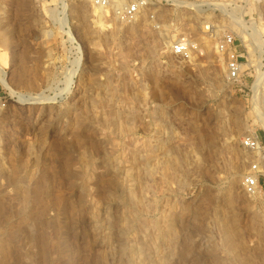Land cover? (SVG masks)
<instances>
[{
	"label": "rangeland",
	"instance_id": "rangeland-1",
	"mask_svg": "<svg viewBox=\"0 0 264 264\" xmlns=\"http://www.w3.org/2000/svg\"><path fill=\"white\" fill-rule=\"evenodd\" d=\"M90 6L0 0V264H264V183L261 198L241 188L263 165L264 85L255 103L249 81H226L203 13L191 29L181 4L151 0L136 23L106 14L97 32ZM182 35L199 51L173 55Z\"/></svg>",
	"mask_w": 264,
	"mask_h": 264
},
{
	"label": "built area",
	"instance_id": "built-area-1",
	"mask_svg": "<svg viewBox=\"0 0 264 264\" xmlns=\"http://www.w3.org/2000/svg\"><path fill=\"white\" fill-rule=\"evenodd\" d=\"M88 1L118 21L130 23L145 12L151 0ZM180 4L189 12L197 10L199 16L203 13L199 26L201 35L213 41V49L222 58L224 76L229 84L241 90H249L246 81L252 86L256 74L260 72L264 85V0H181L177 5ZM253 33L256 34L257 42H253ZM170 50L180 58L199 51L196 42L186 35L175 39ZM4 107L5 101L0 97V108ZM241 143L250 151L262 148L257 135L246 136ZM261 182L264 183V166L256 159L249 163L242 174L241 188L246 195H251L261 188Z\"/></svg>",
	"mask_w": 264,
	"mask_h": 264
},
{
	"label": "bare ground",
	"instance_id": "bare-ground-1",
	"mask_svg": "<svg viewBox=\"0 0 264 264\" xmlns=\"http://www.w3.org/2000/svg\"><path fill=\"white\" fill-rule=\"evenodd\" d=\"M176 1V3L177 4H179V3H181V0H175ZM183 3V2H182ZM66 3H64V2H62V4H61V9L58 11L59 13H57L58 15H57V17L55 18V20H56V23H57V25H58V28L60 29V31L62 32V33H64L69 39H71L72 38V35H71V31H70V27H69V24H68V17H67V12H66V5H65ZM189 4H191V3H189ZM91 5V4H90ZM76 7V6H75ZM91 7V9H90V14H91V16H93V21L95 22V25H94V28H95V31H97V32H100V31H103V30H107V29H109L110 27H112V24H110V23H106L105 22V16H106V11H104V10H101V9H98V8H96V7H94V6H90ZM78 8V7H77ZM81 9V8H80ZM80 9H79V11H80ZM74 11V10H73ZM73 11H71V12H73ZM78 11V10H77ZM77 11H75V16H76V18H77V20H79V24L80 25H83V20H85V14L83 15V14H79ZM82 11V10H81ZM83 12V11H82ZM190 14L189 15H191L192 16V19H191V16H190V19H191V21L192 20H195V22L197 21V18L199 17V12L196 10V11H194V12H189ZM177 21L178 20H180V17H181V13L180 12H178L177 14ZM208 16V15H207ZM208 18H209V16H208ZM87 19V18H86ZM182 19V18H181ZM190 19H189V21H190ZM135 21H137V18L134 20V21H131L130 22V24H134V23H136ZM190 21V22H191ZM195 22H191V24L189 23V24H187V26H191V29H195L196 28V24H195ZM129 23V22H128ZM193 23V24H192ZM83 27V26H82ZM88 27V26H87ZM197 28H198V26H197ZM83 29H85L86 30V28L85 27H83ZM88 29V28H87ZM84 30V31H85ZM92 31V30H91ZM86 32V31H85ZM94 33V32H93ZM92 32H91V34H93ZM88 34H89V31H88ZM91 34H90V36H91ZM97 34V33H96ZM95 34V35H96ZM87 35V34H86ZM94 35V36H95ZM204 39H206L204 36H202ZM252 38H253V42H257V37H256V34L255 33H253L252 34ZM207 41H206V45L208 46V47H212L213 48V41L212 40H208V39H206ZM212 46H211V45ZM190 53H192V52H190ZM219 56V55H218ZM220 57V56H219ZM220 59V62H221V64L223 65V62H222V58L220 57L219 58ZM75 63L74 64H76V67H77V64L79 63V58L77 59V60H75L74 61ZM75 67V68H76ZM222 68H224V65H223V67ZM74 72V71H73ZM2 73V72H1ZM71 73V72H70ZM72 74V73H71ZM71 74H69V77H68V81H70V75ZM262 80H263V77H262V74L259 72V73H257L256 74V77H255V80L253 81V83H252V86H251V90H252V92H253V94H252V97H253V99H254V102L255 103H257L258 102V100L261 98V96H260V87L262 86ZM0 81H1V83L2 84H5V80H4V78H3V76L2 75H0ZM69 83V82H68ZM17 98H18V100L19 101H23L24 103H30L31 101H29V100H33L32 98H30V97H23V95H21V94H17ZM262 100V99H261ZM264 100V99H263ZM258 117V119H259V122H260V124L262 125V127H263V129H264V116L261 114V113H258V115H257ZM151 150V149H150ZM258 150L259 149H257L255 152H256V154L258 153V156H259V153L260 152H258ZM149 154H151V151L149 152ZM255 154V153H254ZM253 154V155H254ZM261 160V159H260ZM261 162H262V160H261ZM239 163V162H238ZM239 164H241V163H239ZM263 166H264V160H263ZM150 167V166H149ZM148 167V168H149ZM233 168H234V173H233V176H232V178H231V183L233 184V185H235L236 183H237V181H238V179H237V172L236 171H238V169H237V167H238V165L237 164H234L233 166H232ZM2 168V167H1ZM152 167H150V169H149V171L151 170V172H152V169H151ZM239 168V167H238ZM232 169V168H231ZM231 171V170H230ZM233 171V170H232ZM232 175V174H231ZM127 177H129L130 179H131V177H132V175H131V173H129V174H127ZM230 187V186H229ZM235 188V187H234ZM229 189V188H228ZM126 193L125 194H123L124 195V197L126 198V201L128 202V203H130L133 207L134 206H137L138 205V203H139V198L137 197V195H135V193H134V190L133 189H131V188H128L126 191H125ZM225 194H227L228 195V193L226 192ZM228 196H230V195H228ZM248 196H252V197H258V198H261L262 197V193H261V191H260V189L259 190H257V192H255L254 194H251V195H248ZM229 203H231V201H229ZM138 207V206H137ZM134 211V210H133ZM141 211V210H140ZM233 211V210H232ZM136 213V212H135ZM255 213H258V212H255ZM260 213V212H259ZM228 214V213H227ZM261 214V213H260ZM129 215H130V217L133 219L134 217H135V214L134 213H129ZM221 215L223 216V214L221 213ZM229 215V214H228ZM255 215H257V214H255ZM229 217V216H228ZM232 217V216H231ZM257 217V216H256ZM221 218V217H220ZM223 218V217H222ZM227 218V217H226ZM234 218V223H235V217H233ZM233 218L231 219V220H233ZM131 219V220H132ZM140 219V218H139ZM224 219V218H223ZM137 220H138V218H137ZM157 221V220H156ZM221 221V220H220ZM230 221V220H229ZM221 222H223V221H221ZM232 222V223H233ZM230 223H231V221H230ZM232 223H231V225H232ZM225 224V223H224ZM222 227H225V226H222ZM230 227V226H229ZM234 227V226H233ZM233 229V228H232ZM236 229V228H235ZM235 231V230H234ZM233 233H235V232H232V230H230V229H228V227L226 228V229H224V238L226 239V241H229V243H231V242H233L234 243V241L233 240H235L234 239V236H233ZM222 236V237H223ZM155 239V238H154ZM231 246V245H230ZM129 253H130V255L132 256L133 254H134V250H133V248H131L130 247V249H129Z\"/></svg>",
	"mask_w": 264,
	"mask_h": 264
}]
</instances>
